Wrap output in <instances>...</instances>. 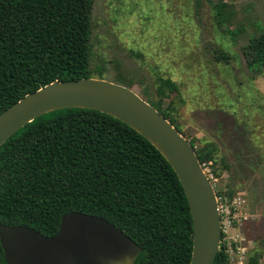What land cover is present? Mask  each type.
<instances>
[{
    "label": "trees",
    "instance_id": "trees-1",
    "mask_svg": "<svg viewBox=\"0 0 264 264\" xmlns=\"http://www.w3.org/2000/svg\"><path fill=\"white\" fill-rule=\"evenodd\" d=\"M91 7L92 0H0V112L53 80L102 77L88 67ZM243 54L249 66L264 67V31ZM177 89L160 75L140 95L173 121L172 107L162 105ZM190 143L201 164L215 161V144ZM69 211L101 216L132 238L141 250L131 264L190 262L192 221L174 169L146 137L105 112L48 111L0 145V222L50 236ZM226 248L222 231L213 264H231Z\"/></svg>",
    "mask_w": 264,
    "mask_h": 264
},
{
    "label": "rangeland",
    "instance_id": "rangeland-1",
    "mask_svg": "<svg viewBox=\"0 0 264 264\" xmlns=\"http://www.w3.org/2000/svg\"><path fill=\"white\" fill-rule=\"evenodd\" d=\"M90 20L98 78L139 95L160 75L176 81L162 107L190 142L217 147L201 166L220 194L229 261L251 264L258 251L264 264V67L243 54L264 31V0H92Z\"/></svg>",
    "mask_w": 264,
    "mask_h": 264
},
{
    "label": "water",
    "instance_id": "water-1",
    "mask_svg": "<svg viewBox=\"0 0 264 264\" xmlns=\"http://www.w3.org/2000/svg\"><path fill=\"white\" fill-rule=\"evenodd\" d=\"M70 107L110 114L159 149L187 198L192 221L189 264H213L222 233L214 186L189 140L132 88L94 76L53 80L0 112V145L35 117ZM0 247L6 264H131L141 250L105 218L81 211L64 213L50 236L27 225L0 222Z\"/></svg>",
    "mask_w": 264,
    "mask_h": 264
},
{
    "label": "built area",
    "instance_id": "built-area-1",
    "mask_svg": "<svg viewBox=\"0 0 264 264\" xmlns=\"http://www.w3.org/2000/svg\"><path fill=\"white\" fill-rule=\"evenodd\" d=\"M202 165V164H201ZM223 231V230H222ZM224 232V231H223ZM239 263V262H238ZM236 264V263H235Z\"/></svg>",
    "mask_w": 264,
    "mask_h": 264
}]
</instances>
